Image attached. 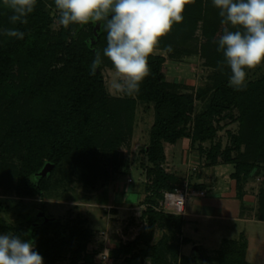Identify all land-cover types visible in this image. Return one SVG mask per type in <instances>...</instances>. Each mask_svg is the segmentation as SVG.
<instances>
[{"label":"trees","instance_id":"trees-1","mask_svg":"<svg viewBox=\"0 0 264 264\" xmlns=\"http://www.w3.org/2000/svg\"><path fill=\"white\" fill-rule=\"evenodd\" d=\"M201 6V2L195 1L186 5L183 21L174 24L160 44L184 42L201 30L206 43L215 50L216 62L222 61L223 55L217 51L221 17L213 4L205 12ZM11 15L0 0V106L8 109L18 103L25 113L23 119L11 122L8 119L5 129H0L3 131L0 149L3 141L10 143L8 148L12 146L18 158L14 193L21 197L42 195L50 188L53 174L66 162L75 172L81 170L83 178L90 174L97 177L101 174L99 151L121 142L120 128H126L125 135H132L137 101L143 102L151 106L154 115L149 140L143 148L147 206L141 215L146 224L133 239L120 241L114 247L112 264H145L147 259L151 264H188L198 259L200 264H249L248 242L243 234L240 241L223 238L212 254L192 257L182 254V247L192 242L183 234L185 218L157 206L163 190H173L182 182L179 174L164 165V142L176 143L186 136L191 137L192 143L210 141L208 165L234 164L233 188L242 206L243 182L253 170L264 168V72L247 79L243 89L235 90L228 83L230 69L226 65L223 69L219 67L221 75L209 88L208 106L193 117L194 98L190 93L177 91V81L165 78L164 55L153 53L149 57L150 74L138 93L114 97L108 93L103 75L106 65L113 67L103 56L107 35L103 22L73 24L65 29L57 22L59 14L54 0H37L26 24H12ZM4 29L22 31L24 39L3 35ZM97 50L102 64L91 75L90 66ZM205 95L202 90L196 97ZM235 110L239 128L230 133V141L222 149L220 140H216L219 119L222 112L231 116ZM191 121L190 130L187 125ZM8 148L0 151L7 152ZM234 151L236 155L231 156ZM48 163L52 166L44 173ZM193 185L198 189L206 187L204 183ZM255 216L264 220V189L260 191ZM157 227L167 228L173 240L152 243ZM8 233L32 241L44 264L66 257L69 264H94L93 253L86 252L91 232L82 229L75 220L60 221L46 216L39 222L29 220Z\"/></svg>","mask_w":264,"mask_h":264},{"label":"rangeland","instance_id":"rangeland-1","mask_svg":"<svg viewBox=\"0 0 264 264\" xmlns=\"http://www.w3.org/2000/svg\"><path fill=\"white\" fill-rule=\"evenodd\" d=\"M193 1L201 2L202 12L213 7L212 0ZM224 27L225 25L221 24L220 35ZM169 45L159 43L153 53L165 56L162 71L167 80L179 83L176 87L177 91L190 93L193 96L192 116L194 117L208 106L209 88L221 75L215 59V50L206 43L201 30L189 39H184V42L171 44L172 51L170 52L167 51ZM262 72H264V63L255 69L248 70L247 79L258 77ZM103 75L108 93L114 97H124L125 95L115 93L110 88L111 80L116 76L114 68L106 65L103 68ZM202 90L206 91V95L202 98L196 97ZM135 111L136 118L132 135L129 136L127 133L125 135L126 128L123 130L120 128L123 135L121 142L114 148L99 151L97 156L101 159L98 164L101 174L97 177L90 174L87 179L83 178L81 170L75 172L74 168L66 162L53 174L50 188L42 195L34 197H21L14 193L13 185L18 158L12 152V146L11 149L8 148L11 144L3 141L1 149L7 147L9 150L0 151V162H2L0 163V235L7 234L29 220L39 222L46 216L60 221L75 220L79 222L82 229L91 232L86 244V252L93 253V263L112 264L114 247L120 241L133 239L146 224V219L141 215L147 206L144 202L147 195V191L144 190L147 178L143 148L148 143L149 128L153 123L154 115L151 106L147 107L139 101H137ZM236 115V110L231 116L226 115L224 111L219 119L220 128H218L216 140H220L222 149L229 143L230 133L238 131L239 119ZM24 117L23 107L18 103L9 106L8 109L0 106V129H5L8 119L11 122ZM191 126H193L192 121L187 128L191 130ZM2 135L3 131H0V136ZM190 138L182 137L176 143L164 142L166 153L164 165L167 170L180 175L182 178L180 186L186 187L189 192L187 199L189 200L187 203L189 219H194L193 212L199 210L197 207L195 209V205L198 206L209 198H218L222 196V192L232 191L235 197L231 198L234 202H238L240 207V200L236 197L235 189L230 186L231 173L235 171L234 164L208 165L207 151L211 145L210 141L192 143ZM2 152L4 155L1 154ZM235 155V151L231 153V156ZM2 158L3 161H1ZM194 183H204L206 187L198 189L193 185ZM262 189H264V168L255 169L243 182L245 194L240 207L241 217L253 219L244 222L210 219L206 222L209 227L217 229V232L222 234L221 237L226 236L229 237L228 239L240 241V236L245 235L248 242L246 259L249 264L264 263V220H258L255 216ZM200 190L210 192L208 194L205 192L204 195H207L204 198L198 194ZM231 198H226L224 201L229 202L231 209L235 206L237 209L238 205L234 204ZM220 199L216 204L207 205L200 210L218 214L224 206ZM157 207H161L159 201ZM183 217L188 216L184 214ZM169 234L171 232L167 228L157 227L152 243L160 244L166 240H173V236L170 237ZM194 240L182 247V254L191 257L212 254L214 249L222 244V239L219 240L214 235L195 236ZM104 254L107 257H103ZM67 256L69 257V254ZM69 263V258L66 257L53 264ZM145 264H151V262L147 259ZM169 264L175 263L170 262ZM188 264H200V260L198 259L196 263L191 261Z\"/></svg>","mask_w":264,"mask_h":264},{"label":"clouds","instance_id":"clouds-1","mask_svg":"<svg viewBox=\"0 0 264 264\" xmlns=\"http://www.w3.org/2000/svg\"><path fill=\"white\" fill-rule=\"evenodd\" d=\"M193 0H54L58 24L70 25L103 22L107 33L103 56L111 62L116 76L110 88L115 93L134 95L150 74L149 57L167 36L174 24H180L185 6ZM37 0H3L10 9L12 24L27 23ZM225 25L218 40L223 60L218 67L230 69L229 86L246 87L247 71L264 63V0H212ZM235 29V30H230ZM3 35L24 39L25 33L4 29ZM167 51H172L169 45ZM102 64L100 50L90 66L95 75ZM0 264H44L33 242L8 233L0 235Z\"/></svg>","mask_w":264,"mask_h":264},{"label":"crops","instance_id":"crops-1","mask_svg":"<svg viewBox=\"0 0 264 264\" xmlns=\"http://www.w3.org/2000/svg\"><path fill=\"white\" fill-rule=\"evenodd\" d=\"M232 180H230V186L231 188H233V182ZM234 189V188H233ZM234 191V190H233ZM207 192V194L210 192V191H205ZM201 195V197H206V195ZM222 196H218V198H209L207 200H204L205 202L204 203H200L197 205H195V209H199L198 211L196 210L195 212H193V217L194 219H189V215L188 214V210H187V203H186V206H185V214L188 216L187 218H185V224L183 226V233L189 237L192 242L195 241L194 238L195 236H200V237H204V236H212L214 235V237H218L219 240L223 239V238H229V237H221V233L220 232H217V229H215L214 227H209L206 222L211 219H220V220H225V221H228V220H233V221H247L248 219H253V218H250V217H241L240 216V207H239V203L237 202H234L233 201V197L234 196V193H232V191L229 192H222L221 193ZM222 197H226V198H231V200L233 201L234 204L238 205L237 206V209H236V206L234 207V209H231L228 205L229 202L227 201H224L226 198H222ZM221 198V199H220ZM221 200V203L224 205L223 206V209L220 210V212H218V214H211V213H208V212H205L203 209V207H207V205H212V204H216L218 202V200ZM224 201V202H223ZM197 207V208H196ZM200 208H202L200 210ZM198 240V239H196ZM191 242V243H192ZM190 244V243H189Z\"/></svg>","mask_w":264,"mask_h":264},{"label":"built area","instance_id":"built-area-1","mask_svg":"<svg viewBox=\"0 0 264 264\" xmlns=\"http://www.w3.org/2000/svg\"><path fill=\"white\" fill-rule=\"evenodd\" d=\"M204 193L203 190L198 192L199 195H204ZM162 194L163 196L159 202L164 210L181 215L185 214V206L189 195L186 187L177 186L173 190H163ZM103 257H107L106 254Z\"/></svg>","mask_w":264,"mask_h":264},{"label":"water","instance_id":"water-1","mask_svg":"<svg viewBox=\"0 0 264 264\" xmlns=\"http://www.w3.org/2000/svg\"><path fill=\"white\" fill-rule=\"evenodd\" d=\"M51 166H52V165H51L50 163H48V164L46 165V167H45V169H44L43 172L45 173V172L49 171L50 168H51Z\"/></svg>","mask_w":264,"mask_h":264}]
</instances>
